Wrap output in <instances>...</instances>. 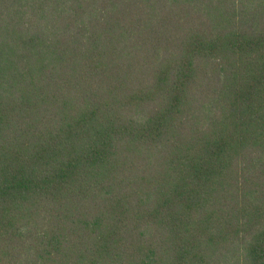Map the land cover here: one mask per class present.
Instances as JSON below:
<instances>
[{"label": "trees", "instance_id": "1", "mask_svg": "<svg viewBox=\"0 0 264 264\" xmlns=\"http://www.w3.org/2000/svg\"><path fill=\"white\" fill-rule=\"evenodd\" d=\"M0 264H264V0H0Z\"/></svg>", "mask_w": 264, "mask_h": 264}]
</instances>
